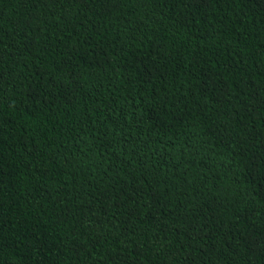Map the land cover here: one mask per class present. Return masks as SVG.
Here are the masks:
<instances>
[{"label": "trees", "instance_id": "16d2710c", "mask_svg": "<svg viewBox=\"0 0 264 264\" xmlns=\"http://www.w3.org/2000/svg\"><path fill=\"white\" fill-rule=\"evenodd\" d=\"M0 264H264V0H0Z\"/></svg>", "mask_w": 264, "mask_h": 264}]
</instances>
